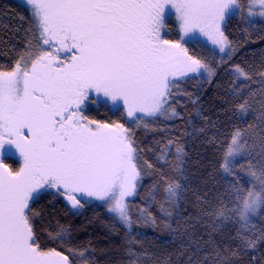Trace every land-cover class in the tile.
<instances>
[{"label":"snow or ice","instance_id":"1","mask_svg":"<svg viewBox=\"0 0 264 264\" xmlns=\"http://www.w3.org/2000/svg\"><path fill=\"white\" fill-rule=\"evenodd\" d=\"M25 2L33 18L31 38L25 37L24 52L12 69L0 70V264H95L90 248L45 249L39 242L33 225L39 213L32 202L50 190L77 212L91 201L106 206L126 230L128 264H171L151 257L147 249L135 251L139 233L133 229L138 223L156 225L149 209L157 195L163 198L159 210L166 218L178 205L184 185L175 173L184 176L179 162L185 155L179 137L144 148L124 123L87 113L93 106H110L137 127L166 135V122L181 118V97L196 104L179 83L215 75L205 59L190 54L188 43L207 38L218 46L220 62L227 63L237 48L222 24L237 15L248 23L251 17H264V0H247L246 6L241 0ZM170 10L178 39L166 31ZM228 71L226 94L243 101L234 104L233 115L259 114L256 123L231 132L219 164L231 179L216 189L215 203L197 198L209 238L203 249L200 240L189 241L191 255L182 253L187 264H239L245 255L249 264H258L260 258L250 250L264 243V226L255 222L264 212V71L253 67L250 72L240 64ZM254 77L259 84L255 92L250 87ZM160 118L165 124L157 127ZM11 154L19 156V168L6 162ZM145 176L154 182L134 219L128 198L139 194ZM229 226L235 249L212 239ZM49 237L68 242L62 228Z\"/></svg>","mask_w":264,"mask_h":264},{"label":"trees","instance_id":"2","mask_svg":"<svg viewBox=\"0 0 264 264\" xmlns=\"http://www.w3.org/2000/svg\"><path fill=\"white\" fill-rule=\"evenodd\" d=\"M246 6L247 0H241ZM251 23L241 19L240 16L229 17L223 26V31L229 41L237 48L227 63L222 64L221 57L199 41L188 43L192 55L205 59L215 70V75L209 80L208 76H197L195 79L182 80L178 87L192 93L196 100L193 105L187 97H181V118L167 121L169 132L164 133L145 131L133 122L127 123L120 113L109 110V107H91L88 115L102 121H119L135 132L137 143L142 147H155V141L179 137V142L184 148L185 155L179 162L183 165L184 176L180 177L184 185L182 196L177 206L170 208L172 216L166 218L159 210L162 196L157 195L156 203L152 204L150 211L156 217V225L138 223L134 224V234L138 244L133 245L139 252L147 249L149 255L161 261L169 259L171 264H187V255H191L189 241L200 240L201 249L203 241L209 238L206 231L207 225L200 218L199 197L202 201L215 203L213 197L217 195L216 189L227 184L230 177L225 178L220 171L219 164L226 150L228 140L235 127H247L248 124L257 122L258 111L250 110L243 118L234 116V104L243 102L234 101L233 97L226 94L231 81L229 69L233 64H240L248 71L253 67L264 71V20L254 19ZM169 28L166 30L169 38L178 39L175 22L169 17ZM34 27L33 18L28 9L15 0H0V70H11L16 60L24 52L25 37L31 38L29 29ZM252 66V67H250ZM258 77H254L250 87L253 92L259 88ZM240 83H244L243 80ZM198 96V98H197ZM245 97L248 90L245 88ZM258 99V98H257ZM255 107L258 108V105ZM157 127L165 124L163 118L156 122ZM150 129L152 125L149 126ZM203 129V131H201ZM215 141L210 142V141ZM175 149H173V153ZM155 161L151 153L147 154ZM175 162V157L170 158ZM13 168H19V160L11 154L6 160ZM167 171V169L165 170ZM153 179L145 176L139 194L131 201L134 219L139 215L137 209L143 207L148 189L153 184ZM32 207L39 215L33 218V225L39 242L45 248H56L66 251L68 246L86 247L93 252L92 259L95 264H128L129 257L126 252L128 236L125 228L113 219L97 202L85 204L79 213L69 210L58 194L50 191L41 193ZM259 226H264V212L256 219ZM66 230L68 242L64 243L49 237L60 231ZM187 232V234H185ZM234 229L229 226L224 231L212 234L215 244L221 247L236 243L233 241ZM194 248L195 245L193 244ZM206 254L201 251V255ZM250 255L259 257L258 264H264V243H259L255 250H250ZM249 255H245L239 264H249ZM152 264V261H149Z\"/></svg>","mask_w":264,"mask_h":264},{"label":"rangeland","instance_id":"3","mask_svg":"<svg viewBox=\"0 0 264 264\" xmlns=\"http://www.w3.org/2000/svg\"><path fill=\"white\" fill-rule=\"evenodd\" d=\"M15 1H17L18 3H20L21 5H23V6H25L27 9H28V11L31 13V9H30V6H28L27 4H26V2H25V0H15ZM247 5V4H246ZM171 12H172V14L170 15V17L172 18V20L175 22V15H174V10H170ZM254 19H260V20H264V17H260V16H254V17H251L250 18V20H254ZM223 26H224V24H222V30H223ZM196 41H199V42H201V43H203L204 45H206L210 50H212L213 52H215L216 54H218L220 57H221V54L219 53V49H218V46H214V45H212V43L210 42V41H208L207 40V38H205V37H198V39L196 40ZM202 76H207V74L205 73V74H203ZM93 107H96V106H93ZM108 107H110V106H108ZM112 110H114V109H112ZM127 120V123H131L132 121L131 120H128V119H126ZM126 127V126H125ZM14 155V154H13ZM18 160H19V162H20V158H19V156L18 155H14ZM20 166H21V164H20ZM50 192H52V193H54V194H56L55 193V190H50ZM61 197V196H60ZM62 198V200L64 201V203H65V205L69 208V210L71 211V212H74V213H79V212H81L82 211V209H80L78 212L76 211V210H73L72 208H71V206H70V204L63 198V197H61ZM131 198V197H130ZM129 199V198H128ZM94 202H97V203H100V202H98V201H91L90 203H94ZM86 204H89V203H86ZM101 204V203H100ZM103 205V204H102ZM103 207H104V209L107 211V208H106V206H104L103 205ZM108 212V211H107ZM109 213V212H108ZM110 214V213H109ZM112 217H113V215L112 214H110ZM113 219H114V217H113ZM115 220V219H114ZM116 221V220H115ZM118 222V221H117ZM119 223V222H118ZM120 224V223H119ZM256 224H257V226L259 225V223H257L256 222Z\"/></svg>","mask_w":264,"mask_h":264}]
</instances>
